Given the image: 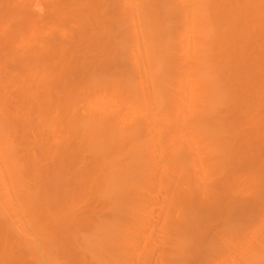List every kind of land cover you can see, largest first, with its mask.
<instances>
[{
    "label": "bare ground",
    "instance_id": "1",
    "mask_svg": "<svg viewBox=\"0 0 264 264\" xmlns=\"http://www.w3.org/2000/svg\"><path fill=\"white\" fill-rule=\"evenodd\" d=\"M0 264H264V0H0Z\"/></svg>",
    "mask_w": 264,
    "mask_h": 264
}]
</instances>
